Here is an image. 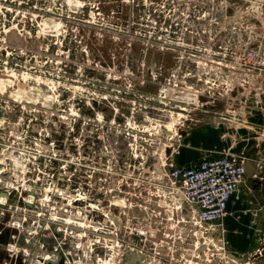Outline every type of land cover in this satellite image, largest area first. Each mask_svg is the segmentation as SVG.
Returning a JSON list of instances; mask_svg holds the SVG:
<instances>
[{"label":"built area","instance_id":"2783aa9c","mask_svg":"<svg viewBox=\"0 0 264 264\" xmlns=\"http://www.w3.org/2000/svg\"><path fill=\"white\" fill-rule=\"evenodd\" d=\"M51 1L0 0V264H238L216 230L244 178L236 157L179 166L169 160L167 131L129 123L99 120L98 130L109 132L98 135L47 132L56 105L32 87L40 83L38 58L28 69L21 55L32 42L57 43ZM108 1L118 4L114 15L157 8L156 0ZM160 1L166 21L178 18L152 40L179 51L180 94L194 107L207 102L200 94L234 93L216 77L221 53L232 67L264 70V54L237 57L240 41L212 36L249 28L242 11L221 10L231 0Z\"/></svg>","mask_w":264,"mask_h":264},{"label":"rangeland","instance_id":"374dc122","mask_svg":"<svg viewBox=\"0 0 264 264\" xmlns=\"http://www.w3.org/2000/svg\"><path fill=\"white\" fill-rule=\"evenodd\" d=\"M104 1L74 0L73 11L68 9L72 1H51L48 9L51 11L53 7V12L46 14L53 19L48 23L57 27V43L55 39H45L40 44L32 42L27 54L21 55L27 58L28 69L38 58L40 83L34 82L32 87H36L45 104L56 105L57 116L44 127L48 133L59 136L108 133L109 125L98 130L99 120L108 124L129 123L145 131L165 130L169 160L197 164L201 158L194 157L195 142L189 140L187 132L202 123L196 118L201 111L180 94L183 58L178 56L177 49H168L152 40V34L162 33L178 14H170L166 21L161 1L156 0V13L152 15L130 12L114 15L111 11H117L118 4L108 5L109 1L106 4ZM200 96L207 102L238 100L227 98L224 93ZM115 130L112 128V132ZM224 238L219 236L230 251L227 228ZM247 258L245 262L239 258L237 263L264 264V245L260 244Z\"/></svg>","mask_w":264,"mask_h":264},{"label":"crops","instance_id":"0c3cea01","mask_svg":"<svg viewBox=\"0 0 264 264\" xmlns=\"http://www.w3.org/2000/svg\"><path fill=\"white\" fill-rule=\"evenodd\" d=\"M224 4L227 7L221 10L242 11L249 28L243 32L228 30L212 36L219 41L222 36L223 40L240 41L244 49L237 57H248L249 51L258 56L264 54V0H231ZM227 54V51L221 53L222 58L218 59L216 77L234 85V93L229 91L226 95L238 100L211 101L193 107L201 111L196 118L202 123L187 132V137L195 142L194 157L201 158L197 164L207 157L227 155L236 157L247 168L248 173L229 203L226 226L224 218L216 229L225 240L227 228L231 256L247 259V255L260 244L264 245V70L251 62L232 67ZM211 76L214 77L215 73L206 74L207 78ZM247 95L256 96L248 98Z\"/></svg>","mask_w":264,"mask_h":264},{"label":"water","instance_id":"95a60500","mask_svg":"<svg viewBox=\"0 0 264 264\" xmlns=\"http://www.w3.org/2000/svg\"><path fill=\"white\" fill-rule=\"evenodd\" d=\"M246 173H248L247 168H245L244 176H245ZM241 259H242V258H241ZM242 261H247V259H242Z\"/></svg>","mask_w":264,"mask_h":264},{"label":"bare ground","instance_id":"6f19581e","mask_svg":"<svg viewBox=\"0 0 264 264\" xmlns=\"http://www.w3.org/2000/svg\"><path fill=\"white\" fill-rule=\"evenodd\" d=\"M110 263H111V261H107V260L105 261L104 260V263H102V264H110Z\"/></svg>","mask_w":264,"mask_h":264}]
</instances>
